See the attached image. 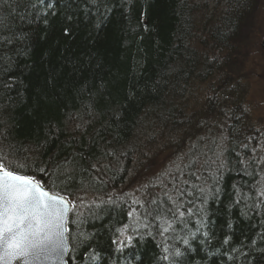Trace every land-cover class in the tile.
Returning <instances> with one entry per match:
<instances>
[{
    "label": "trees",
    "instance_id": "obj_1",
    "mask_svg": "<svg viewBox=\"0 0 264 264\" xmlns=\"http://www.w3.org/2000/svg\"><path fill=\"white\" fill-rule=\"evenodd\" d=\"M257 1L0 0V157L89 199L68 264H264V126L227 71Z\"/></svg>",
    "mask_w": 264,
    "mask_h": 264
},
{
    "label": "snow or ice",
    "instance_id": "obj_2",
    "mask_svg": "<svg viewBox=\"0 0 264 264\" xmlns=\"http://www.w3.org/2000/svg\"><path fill=\"white\" fill-rule=\"evenodd\" d=\"M22 171L0 157V264L59 257L66 248L69 202Z\"/></svg>",
    "mask_w": 264,
    "mask_h": 264
},
{
    "label": "rangeland",
    "instance_id": "obj_3",
    "mask_svg": "<svg viewBox=\"0 0 264 264\" xmlns=\"http://www.w3.org/2000/svg\"><path fill=\"white\" fill-rule=\"evenodd\" d=\"M257 4V7H255L251 16L243 25L241 32L245 49L240 51L237 56L235 66L230 65L227 71H230L234 76H244V83L248 86L244 91L245 101L247 107L251 110L252 120L254 119L256 124L264 126V0H258ZM155 138L159 137L155 136L153 139ZM152 144L153 148H158L156 149L158 152H156L155 156L152 153L151 157H145V162L142 161L144 163L141 167L142 171L138 168L134 170L138 174L136 175L138 182L127 187L128 193L134 198L139 196L141 192L139 186L143 185L144 187L146 181L154 179L153 177L159 171L167 168V166L170 168L174 164L171 158L173 155L164 151L165 146L162 140L156 139ZM142 182L143 184H141ZM83 198L85 197L72 201L71 210L81 208L85 201ZM85 199L89 201L88 198Z\"/></svg>",
    "mask_w": 264,
    "mask_h": 264
},
{
    "label": "water",
    "instance_id": "obj_4",
    "mask_svg": "<svg viewBox=\"0 0 264 264\" xmlns=\"http://www.w3.org/2000/svg\"><path fill=\"white\" fill-rule=\"evenodd\" d=\"M263 47H264V42H263ZM48 191H50L53 194H56L54 192H52L50 189H47ZM60 196H63L61 194H58ZM68 202H69V212L66 216V221H65V227L67 229V231L65 232V251L62 253V255H60L59 257H57L56 255H49L47 257H43L39 260L36 259H32L29 258L28 260V264H68V257H69V253L71 250V243L69 241V232H68V219L71 213V208H72V201L71 199H68L67 197L63 196ZM11 264H25V260L23 258L17 259V260H13L11 262Z\"/></svg>",
    "mask_w": 264,
    "mask_h": 264
},
{
    "label": "bare ground",
    "instance_id": "obj_5",
    "mask_svg": "<svg viewBox=\"0 0 264 264\" xmlns=\"http://www.w3.org/2000/svg\"><path fill=\"white\" fill-rule=\"evenodd\" d=\"M222 126H224V124H223ZM211 138H212V136H211ZM212 139H213V138H212ZM188 155H189V153H188ZM198 180L201 181V177H199ZM200 181H198V182H200ZM200 183H201V182H200ZM155 226H156L157 229L159 228V230H161V228H160V223H159V225H155Z\"/></svg>",
    "mask_w": 264,
    "mask_h": 264
}]
</instances>
